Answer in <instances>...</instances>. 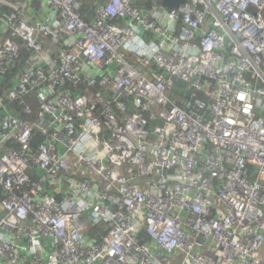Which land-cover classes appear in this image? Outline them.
Here are the masks:
<instances>
[{
    "label": "built area",
    "instance_id": "1",
    "mask_svg": "<svg viewBox=\"0 0 264 264\" xmlns=\"http://www.w3.org/2000/svg\"><path fill=\"white\" fill-rule=\"evenodd\" d=\"M39 1L0 0V264H264V0Z\"/></svg>",
    "mask_w": 264,
    "mask_h": 264
},
{
    "label": "crops",
    "instance_id": "2",
    "mask_svg": "<svg viewBox=\"0 0 264 264\" xmlns=\"http://www.w3.org/2000/svg\"><path fill=\"white\" fill-rule=\"evenodd\" d=\"M13 1L18 2L20 5H22L21 7L23 8L24 15L19 16L20 19L25 18L29 22H36L38 19H45L46 11L42 8V3L39 0H13ZM105 1L106 0H86V1L83 0V5L85 8V14H83L84 17L88 20H90V19L92 20L96 16V11H97L96 9L99 6V4H103V3H105ZM15 12L16 11H15L14 7L3 6L2 4L0 5V13L2 14L0 16V28H3L1 30V32L6 31L7 26H8V24L6 25V23H5L6 18L4 17V15L12 16ZM9 33H11V32H9ZM30 58H31V53L22 49L20 59L17 63V67L15 69V73L13 74L14 77L24 70L26 61ZM44 64L45 63H42V65H44ZM9 78H6V79H9ZM32 176H33V180H35V181L37 179H39V176L35 175L33 172H32ZM48 247H50L49 244H48Z\"/></svg>",
    "mask_w": 264,
    "mask_h": 264
},
{
    "label": "water",
    "instance_id": "3",
    "mask_svg": "<svg viewBox=\"0 0 264 264\" xmlns=\"http://www.w3.org/2000/svg\"><path fill=\"white\" fill-rule=\"evenodd\" d=\"M186 0H164L163 3L168 8H178L180 4L185 3Z\"/></svg>",
    "mask_w": 264,
    "mask_h": 264
},
{
    "label": "trees",
    "instance_id": "4",
    "mask_svg": "<svg viewBox=\"0 0 264 264\" xmlns=\"http://www.w3.org/2000/svg\"><path fill=\"white\" fill-rule=\"evenodd\" d=\"M86 1V0H85ZM81 13L82 14H85V8H84V5L82 6V8H81Z\"/></svg>",
    "mask_w": 264,
    "mask_h": 264
}]
</instances>
